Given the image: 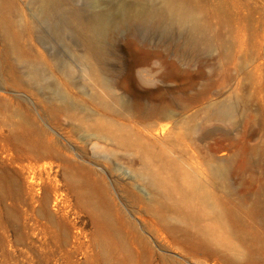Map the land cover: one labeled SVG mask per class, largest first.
I'll list each match as a JSON object with an SVG mask.
<instances>
[{"label": "rangeland", "instance_id": "rangeland-1", "mask_svg": "<svg viewBox=\"0 0 264 264\" xmlns=\"http://www.w3.org/2000/svg\"><path fill=\"white\" fill-rule=\"evenodd\" d=\"M187 1L196 50L123 23L97 58L71 14L132 0H0V264H264V0Z\"/></svg>", "mask_w": 264, "mask_h": 264}, {"label": "bare ground", "instance_id": "bare-ground-1", "mask_svg": "<svg viewBox=\"0 0 264 264\" xmlns=\"http://www.w3.org/2000/svg\"><path fill=\"white\" fill-rule=\"evenodd\" d=\"M132 7L126 9L120 7L114 14L116 17L111 18L102 9L93 11L88 22L77 20V15L72 13L71 18L75 20V29L81 36L82 41L87 47V54L97 58H103L104 46L102 40L110 33V30L123 23H148L152 25L169 28L177 26L184 30L183 44L187 50H196V48L208 41L206 27L200 21L197 9H195L187 0H132ZM34 5L36 19L49 22L52 27L61 25L58 20L56 11L61 8V0H31ZM112 19L113 23H110ZM113 24V25H112ZM86 57H84L85 60ZM146 62H144L145 64ZM30 72L33 77L38 76L37 65L33 62L28 63ZM136 108L143 113L154 110V106L144 107L137 105ZM227 107L223 104H217L214 107V113L224 114L227 112ZM170 117V112L165 110L160 115V118L167 119ZM166 124H162L156 134H161L165 131ZM226 166L215 161L213 171L215 173H224ZM199 197H202L201 195Z\"/></svg>", "mask_w": 264, "mask_h": 264}]
</instances>
